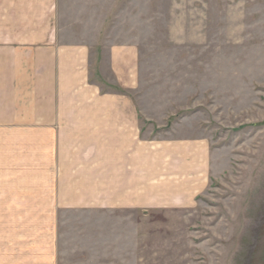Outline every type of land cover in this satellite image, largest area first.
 <instances>
[{
    "label": "rangeland",
    "instance_id": "1",
    "mask_svg": "<svg viewBox=\"0 0 264 264\" xmlns=\"http://www.w3.org/2000/svg\"><path fill=\"white\" fill-rule=\"evenodd\" d=\"M60 4L64 42L136 45L145 123L210 138L212 180L186 209L0 213V264H264V0Z\"/></svg>",
    "mask_w": 264,
    "mask_h": 264
},
{
    "label": "crops",
    "instance_id": "2",
    "mask_svg": "<svg viewBox=\"0 0 264 264\" xmlns=\"http://www.w3.org/2000/svg\"><path fill=\"white\" fill-rule=\"evenodd\" d=\"M62 11L60 0H0V213L191 207L212 180L210 138L170 124L156 134L134 96L136 45L64 42L75 35Z\"/></svg>",
    "mask_w": 264,
    "mask_h": 264
}]
</instances>
